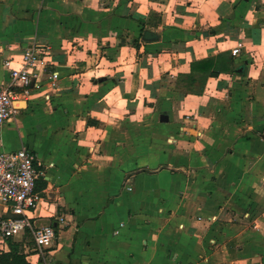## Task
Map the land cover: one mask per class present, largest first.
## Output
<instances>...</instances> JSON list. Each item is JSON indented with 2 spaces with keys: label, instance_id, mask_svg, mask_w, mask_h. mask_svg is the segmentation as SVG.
Instances as JSON below:
<instances>
[{
  "label": "crops",
  "instance_id": "crops-1",
  "mask_svg": "<svg viewBox=\"0 0 264 264\" xmlns=\"http://www.w3.org/2000/svg\"><path fill=\"white\" fill-rule=\"evenodd\" d=\"M28 49L45 72L0 154L37 155L34 222L68 225L44 252L0 237V255L264 264V0H0V85Z\"/></svg>",
  "mask_w": 264,
  "mask_h": 264
},
{
  "label": "built area",
  "instance_id": "built-area-1",
  "mask_svg": "<svg viewBox=\"0 0 264 264\" xmlns=\"http://www.w3.org/2000/svg\"><path fill=\"white\" fill-rule=\"evenodd\" d=\"M239 50H234L237 54ZM6 66L11 70L9 83L0 85V127L11 120L18 111V103L31 96L35 85L45 72L39 52L28 49L22 60L15 63L10 59ZM53 80L58 73H53ZM37 155L28 148L0 154V237L3 240L14 239L19 233L29 231L32 234L37 251L51 249L59 230L67 227V218L53 216L55 223L38 227L35 214L42 197L38 192V181L42 176Z\"/></svg>",
  "mask_w": 264,
  "mask_h": 264
},
{
  "label": "trees",
  "instance_id": "trees-1",
  "mask_svg": "<svg viewBox=\"0 0 264 264\" xmlns=\"http://www.w3.org/2000/svg\"><path fill=\"white\" fill-rule=\"evenodd\" d=\"M193 68H197L202 72H208L213 67V60H206L203 62L195 63ZM12 252L10 254L0 255V264H28L25 256L19 254L18 247L11 244Z\"/></svg>",
  "mask_w": 264,
  "mask_h": 264
},
{
  "label": "rangeland",
  "instance_id": "rangeland-1",
  "mask_svg": "<svg viewBox=\"0 0 264 264\" xmlns=\"http://www.w3.org/2000/svg\"><path fill=\"white\" fill-rule=\"evenodd\" d=\"M173 80V79H172ZM171 80V82H170V84L173 82ZM140 97L142 98V95H140ZM172 98H173V100L176 98V96H172ZM156 104H158L157 102H156ZM175 104H172L171 106H172V109L170 110V113H173V114H175V113H177L178 112V105L177 106H174ZM161 107V103H159L158 104V106H157V108H155V110H153V112L152 113H150V115L148 116V118H150L151 120H153V124H155V122H156V120L158 121V119H159V114H160V112H164V108H162ZM151 112V111H150ZM142 114H143V112H141V116H142ZM145 114V113H144ZM145 118H147V117H145ZM157 123V122H156ZM158 126V125H157ZM157 128L158 127H152V129H153V135H155V133H158L159 131H157ZM155 130V131H154ZM157 131V132H156ZM159 134V133H158ZM28 244H29V246L32 248V249H34V244H33V242H32V240L29 238L28 240ZM92 264H98L96 261H94V262H92Z\"/></svg>",
  "mask_w": 264,
  "mask_h": 264
}]
</instances>
